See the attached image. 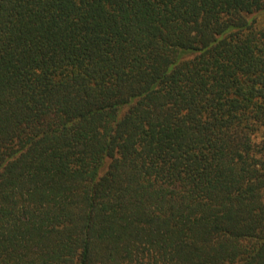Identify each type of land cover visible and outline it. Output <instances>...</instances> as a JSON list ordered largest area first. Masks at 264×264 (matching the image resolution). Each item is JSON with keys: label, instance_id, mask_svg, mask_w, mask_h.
<instances>
[{"label": "trees", "instance_id": "obj_1", "mask_svg": "<svg viewBox=\"0 0 264 264\" xmlns=\"http://www.w3.org/2000/svg\"><path fill=\"white\" fill-rule=\"evenodd\" d=\"M264 0H0V264H264Z\"/></svg>", "mask_w": 264, "mask_h": 264}, {"label": "rangeland", "instance_id": "obj_2", "mask_svg": "<svg viewBox=\"0 0 264 264\" xmlns=\"http://www.w3.org/2000/svg\"><path fill=\"white\" fill-rule=\"evenodd\" d=\"M262 19H263V21H264V15L262 16Z\"/></svg>", "mask_w": 264, "mask_h": 264}]
</instances>
